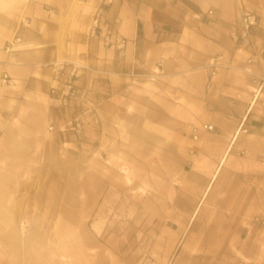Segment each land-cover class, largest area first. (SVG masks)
<instances>
[{
  "label": "rangeland",
  "instance_id": "374dc122",
  "mask_svg": "<svg viewBox=\"0 0 264 264\" xmlns=\"http://www.w3.org/2000/svg\"><path fill=\"white\" fill-rule=\"evenodd\" d=\"M252 12L254 43L223 60L239 72L255 53L252 67L264 73V10ZM71 60L83 65L72 114L87 109L85 130L81 138L65 131L71 113L56 105L65 122L47 124L38 153L24 156L10 182L11 172L0 171V264H264V95L229 151L231 137L223 150L210 142L191 153V130L203 122H160L153 99L152 122H142L153 86L113 90L108 73L98 77L95 67ZM242 84L248 103L251 84ZM112 97L124 101L116 103L120 117L102 124L96 105ZM166 114L173 118L175 109ZM160 127L166 137L157 136ZM240 148L247 153L238 155Z\"/></svg>",
  "mask_w": 264,
  "mask_h": 264
},
{
  "label": "crops",
  "instance_id": "0c3cea01",
  "mask_svg": "<svg viewBox=\"0 0 264 264\" xmlns=\"http://www.w3.org/2000/svg\"><path fill=\"white\" fill-rule=\"evenodd\" d=\"M91 1L93 8L89 0H0V171L11 172L6 182L13 179V171L23 170L25 155L38 153L47 124L66 120L49 95L54 84L49 64L60 57L78 58L95 67L98 77L107 72L113 90L130 92L135 83L153 86L151 94L143 96L147 111L142 122H152L147 115L148 101L153 99L162 109L160 122L212 123L214 131L199 129V139L192 144L195 151L206 150L210 142L223 150L248 108L241 73L220 69L210 79L206 65L218 55L225 61L235 59L230 31L239 8L264 10V0H109L103 16L108 21L119 19L117 29L127 40L122 50L105 48L88 37L91 19L101 5V0ZM16 34L22 42L13 53H6V42ZM160 61L164 74L151 82L145 75ZM3 71L10 77L7 83L1 82ZM117 100L97 103L102 124L104 116L120 117L116 103L124 101ZM130 102L128 98L127 108ZM168 107L175 109L171 119ZM130 114L127 109V122L135 125ZM160 128L157 136L166 137Z\"/></svg>",
  "mask_w": 264,
  "mask_h": 264
},
{
  "label": "built area",
  "instance_id": "2783aa9c",
  "mask_svg": "<svg viewBox=\"0 0 264 264\" xmlns=\"http://www.w3.org/2000/svg\"><path fill=\"white\" fill-rule=\"evenodd\" d=\"M106 6L107 0H103L97 12L94 13L91 19L87 35L89 38L98 39L102 46H104L105 48L122 50L126 46L127 40L120 34L117 29V25L120 22L118 18H114L112 21H108L104 18L103 12L104 7ZM208 13H211V11H209ZM257 22V17L253 12L243 7L239 8L237 24L230 31V38L235 46L240 47L243 44L254 43V40L252 38V30L257 25ZM21 42L22 38L18 34L14 35L10 40L6 42L4 51L9 54L13 53ZM256 58L257 54L253 53L245 59L242 66L237 67L242 77L244 79H248L251 84L250 101L248 102V108L246 109L245 113L241 117H239L234 133L231 136V142L228 146L227 151L232 148L236 136H238L240 133L247 132L245 123L248 113L253 104L260 101L262 96L264 95V73H260L252 67ZM49 65L54 81V84L49 88V95L54 103L64 113H71L70 115H68L66 123L67 127H65V131H68L74 137L81 138L85 130V121L82 115L86 112L87 109H84L83 114H72V103L77 98L78 90L76 88V78L78 76V71L83 67V65L73 60H59ZM206 67L209 69V77L211 79L219 68H231L232 65L230 63L224 62L223 55H218L214 57L206 65ZM163 74L164 69L160 61L156 62L152 72L145 76L150 79H155ZM9 80V75L6 71H3L1 82L7 83ZM234 99L235 98H231V104L234 103ZM199 129L205 131H213L215 129V126L212 123L203 122L201 123L200 127H193V129L191 130L193 141H198ZM192 152H194V150H191V153ZM246 153L247 150L245 148H240L237 150L238 155H245Z\"/></svg>",
  "mask_w": 264,
  "mask_h": 264
},
{
  "label": "bare ground",
  "instance_id": "6f19581e",
  "mask_svg": "<svg viewBox=\"0 0 264 264\" xmlns=\"http://www.w3.org/2000/svg\"><path fill=\"white\" fill-rule=\"evenodd\" d=\"M253 106H254V104H253ZM253 106H252V107H253ZM252 107H251V108H252ZM236 138H237V136L235 137V140H236ZM1 176H2V175H1ZM1 182H2V181H1ZM3 198H4V197H3ZM1 208H2V207H1ZM2 211H3V209H2ZM0 212H1V211H0ZM2 216H3V215H2ZM0 219H2V218H0ZM5 220H6V219H5ZM1 225H2V224H1ZM5 227H6V226H5ZM1 228H2V227H1ZM3 228H4V227H3ZM6 228H7V227H6ZM12 229H14V228H12ZM21 236H22V235H21ZM32 236H33V235H32ZM21 239H22V238H21ZM34 240H35V239H34ZM8 243H9V242H8ZM36 243H37V242H36ZM32 245H33V244H32ZM14 246H15V245H14ZM14 246H13V247H14ZM15 248H16V246H15ZM34 250H35V249H34Z\"/></svg>",
  "mask_w": 264,
  "mask_h": 264
}]
</instances>
